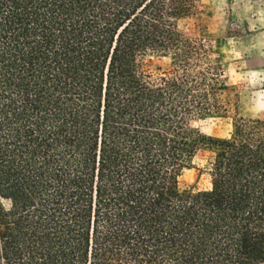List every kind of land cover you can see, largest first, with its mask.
I'll use <instances>...</instances> for the list:
<instances>
[{
  "label": "trees",
  "instance_id": "obj_1",
  "mask_svg": "<svg viewBox=\"0 0 264 264\" xmlns=\"http://www.w3.org/2000/svg\"><path fill=\"white\" fill-rule=\"evenodd\" d=\"M197 1L0 0V264H264V119L179 28Z\"/></svg>",
  "mask_w": 264,
  "mask_h": 264
},
{
  "label": "rangeland",
  "instance_id": "obj_2",
  "mask_svg": "<svg viewBox=\"0 0 264 264\" xmlns=\"http://www.w3.org/2000/svg\"><path fill=\"white\" fill-rule=\"evenodd\" d=\"M179 28L188 36L211 40L224 84L232 86L237 115L264 119V0H198L193 13L179 21ZM168 63L165 57L148 62L152 70H164ZM233 114L231 110L228 117L195 118L192 125L204 134L223 137L231 129ZM208 156L206 150L197 151L179 176L180 188L209 187L203 169Z\"/></svg>",
  "mask_w": 264,
  "mask_h": 264
}]
</instances>
